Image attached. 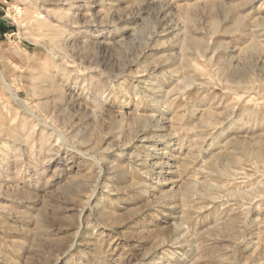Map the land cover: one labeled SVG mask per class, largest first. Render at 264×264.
<instances>
[{
	"label": "rangeland",
	"instance_id": "rangeland-1",
	"mask_svg": "<svg viewBox=\"0 0 264 264\" xmlns=\"http://www.w3.org/2000/svg\"><path fill=\"white\" fill-rule=\"evenodd\" d=\"M0 264H264V0H0Z\"/></svg>",
	"mask_w": 264,
	"mask_h": 264
},
{
	"label": "bare ground",
	"instance_id": "bare-ground-1",
	"mask_svg": "<svg viewBox=\"0 0 264 264\" xmlns=\"http://www.w3.org/2000/svg\"><path fill=\"white\" fill-rule=\"evenodd\" d=\"M5 81V80H4ZM22 102V101H21Z\"/></svg>",
	"mask_w": 264,
	"mask_h": 264
}]
</instances>
